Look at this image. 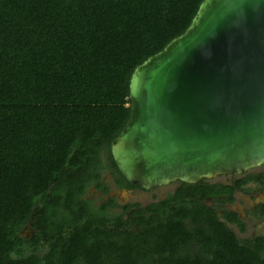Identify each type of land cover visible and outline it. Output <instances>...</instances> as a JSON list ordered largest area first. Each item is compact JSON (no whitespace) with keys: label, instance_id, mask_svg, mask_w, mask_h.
Masks as SVG:
<instances>
[{"label":"trees","instance_id":"16d2710c","mask_svg":"<svg viewBox=\"0 0 264 264\" xmlns=\"http://www.w3.org/2000/svg\"><path fill=\"white\" fill-rule=\"evenodd\" d=\"M202 2L0 0V264H264V235L240 237L198 196L224 185L182 181L145 208L86 197L110 190L106 170L138 186L112 153L132 74Z\"/></svg>","mask_w":264,"mask_h":264},{"label":"water","instance_id":"95a60500","mask_svg":"<svg viewBox=\"0 0 264 264\" xmlns=\"http://www.w3.org/2000/svg\"><path fill=\"white\" fill-rule=\"evenodd\" d=\"M132 115L112 143L143 188L264 163V0H203L191 25L131 77Z\"/></svg>","mask_w":264,"mask_h":264},{"label":"flooded vegetation","instance_id":"af4514ba","mask_svg":"<svg viewBox=\"0 0 264 264\" xmlns=\"http://www.w3.org/2000/svg\"><path fill=\"white\" fill-rule=\"evenodd\" d=\"M262 171H264V169L255 170L252 168L242 174L230 173V177L226 180L205 178L206 181L214 185H224L226 191L220 192L219 190H216L217 188H214L215 193L212 195L207 194L202 197L201 194H198V196L201 197V200L207 205L211 206L214 209L215 213L220 216L221 219L227 221V224L231 226L235 230V232L242 238L264 235V213L261 209V206H264V186L257 181L244 182V180H242V177H244L248 172L257 173ZM104 172L105 173L103 179L106 181L105 174L109 172L113 178L115 185L120 189L132 190L134 188H142L140 186H120L116 181L114 175L109 170H106ZM181 186L182 181H179V184L172 191H169L166 196L161 198L158 194H154L151 200H149L148 202H143L141 200H129L121 202L117 196H108L98 202V204L113 197L116 198L120 205L126 203H140L141 206L145 208L147 205L155 201H160L167 198L170 194L176 192V190ZM108 192L104 193L107 194ZM248 198H250V203L247 201ZM135 206L137 207V205ZM238 207H241L242 209H239ZM115 209L121 210V208ZM242 225H244V229L242 228Z\"/></svg>","mask_w":264,"mask_h":264},{"label":"rangeland","instance_id":"374dc122","mask_svg":"<svg viewBox=\"0 0 264 264\" xmlns=\"http://www.w3.org/2000/svg\"><path fill=\"white\" fill-rule=\"evenodd\" d=\"M252 169V168H251ZM255 170H261L264 169V163L254 167ZM230 177V173H223L218 174L213 178L216 179H222L226 180ZM105 179L110 185L111 189L110 191L105 194L102 190H99L96 186H91L88 190L87 197L90 199H93V201L97 204L101 200L105 199L108 196H117L121 202L129 201V200H141L143 202H148L151 200L154 194H158L159 197H164L167 195L169 191H172L178 184L180 180L172 181L168 184L152 187V188H134V189H120L118 188L109 172L105 174ZM247 201L250 203V198L247 199ZM237 208V206H236ZM239 209H242L241 207H238ZM28 225L24 230L23 234L30 235L33 232L32 228H29Z\"/></svg>","mask_w":264,"mask_h":264}]
</instances>
